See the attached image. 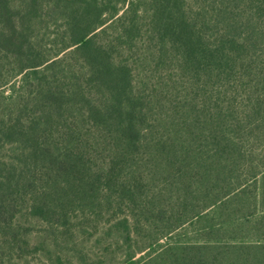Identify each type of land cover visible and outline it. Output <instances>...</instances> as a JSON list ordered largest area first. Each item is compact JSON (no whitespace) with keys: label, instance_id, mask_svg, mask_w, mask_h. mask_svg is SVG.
I'll use <instances>...</instances> for the list:
<instances>
[{"label":"trees","instance_id":"16d2710c","mask_svg":"<svg viewBox=\"0 0 264 264\" xmlns=\"http://www.w3.org/2000/svg\"><path fill=\"white\" fill-rule=\"evenodd\" d=\"M0 264H264V0H0Z\"/></svg>","mask_w":264,"mask_h":264}]
</instances>
